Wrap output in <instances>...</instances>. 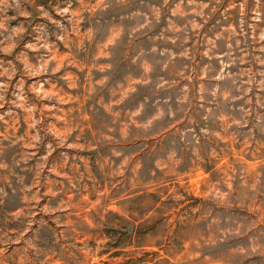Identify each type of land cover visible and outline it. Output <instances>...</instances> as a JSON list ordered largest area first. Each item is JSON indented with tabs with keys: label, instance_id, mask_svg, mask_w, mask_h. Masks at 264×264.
<instances>
[{
	"label": "rangeland",
	"instance_id": "1",
	"mask_svg": "<svg viewBox=\"0 0 264 264\" xmlns=\"http://www.w3.org/2000/svg\"><path fill=\"white\" fill-rule=\"evenodd\" d=\"M136 261L264 264V0H0V264Z\"/></svg>",
	"mask_w": 264,
	"mask_h": 264
},
{
	"label": "trees",
	"instance_id": "2",
	"mask_svg": "<svg viewBox=\"0 0 264 264\" xmlns=\"http://www.w3.org/2000/svg\"><path fill=\"white\" fill-rule=\"evenodd\" d=\"M111 248L112 249L109 250V252L112 251L113 255L117 254V253H120V254H127V253L134 254V251H136L137 249L141 248V246H135V243L132 242V240L130 238H128L127 241H123V242H121L120 240L115 241L114 243H112ZM127 249L130 250V251L126 252ZM136 262H137L136 264H139L138 263L139 261H136Z\"/></svg>",
	"mask_w": 264,
	"mask_h": 264
}]
</instances>
